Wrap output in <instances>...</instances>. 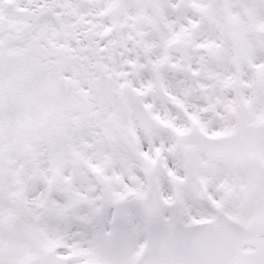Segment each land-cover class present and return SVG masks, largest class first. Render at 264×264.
I'll list each match as a JSON object with an SVG mask.
<instances>
[{
	"label": "snow or ice",
	"instance_id": "6c2138e0",
	"mask_svg": "<svg viewBox=\"0 0 264 264\" xmlns=\"http://www.w3.org/2000/svg\"><path fill=\"white\" fill-rule=\"evenodd\" d=\"M0 264H264V0H0Z\"/></svg>",
	"mask_w": 264,
	"mask_h": 264
}]
</instances>
